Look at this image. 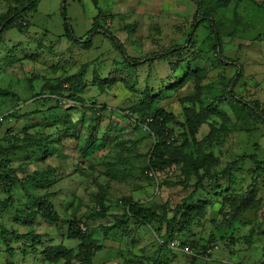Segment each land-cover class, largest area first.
I'll return each mask as SVG.
<instances>
[{
  "label": "rangeland",
  "instance_id": "obj_1",
  "mask_svg": "<svg viewBox=\"0 0 264 264\" xmlns=\"http://www.w3.org/2000/svg\"><path fill=\"white\" fill-rule=\"evenodd\" d=\"M27 1L0 0V18L10 5L20 8ZM227 1L214 4L221 60L208 51L211 39L196 30L189 35L196 10L192 0H98L97 6L93 0H39L34 11L20 20L25 31L2 34L0 147L7 149L13 143L8 138L11 130L24 143L28 131L41 146L10 157V169L21 183L2 192L0 201L15 190L19 196L25 190L20 196L25 204L14 208L11 216L4 215L6 219L0 214V264H81L79 243L68 238L72 225L96 243L91 264H190L179 251L160 250L159 241L167 231L165 221L172 219L186 196L185 184L195 183L179 176L181 166L219 176L236 163L241 175L225 178L215 193L209 181L204 182L206 189L198 196L212 204L206 215L188 216L189 233L179 237L212 242L213 233L227 226L225 219L233 222L232 214L245 207L246 214L228 227L226 240L214 233L218 244L213 257L193 264H264V183L255 199L238 202L240 207L235 202L225 205L223 194L230 189L228 196L244 195L261 170L254 161L264 160V0ZM66 23L84 46L57 41ZM1 26L0 19V34ZM101 32L114 37L124 53ZM178 47L185 50L177 51ZM168 51L181 53L184 62L166 60L172 54ZM14 57L18 61L9 65ZM229 81L236 96L214 103L228 97ZM49 85L54 92L44 90ZM62 85L59 111H49L57 99L33 103L27 98L41 89L42 98L55 95ZM146 101L155 103L153 112L146 113L150 124L154 120L153 127L162 129L159 153L180 157L182 165L167 169L150 163L157 141L137 115ZM92 105L99 109L95 116L86 110ZM35 109L43 113L35 116ZM27 192L50 200L60 224L52 228L39 218L34 227L25 226L32 223L29 212H46L41 202L23 199ZM127 198L151 208L159 221L146 225L128 219L120 228ZM9 217L10 221L19 217L23 224L12 223ZM11 231L17 236L36 231L42 244L31 237L14 240ZM55 245L74 252L73 258L60 254L55 261L47 259L45 252Z\"/></svg>",
  "mask_w": 264,
  "mask_h": 264
},
{
  "label": "trees",
  "instance_id": "obj_2",
  "mask_svg": "<svg viewBox=\"0 0 264 264\" xmlns=\"http://www.w3.org/2000/svg\"><path fill=\"white\" fill-rule=\"evenodd\" d=\"M39 0H29L26 2L25 5H23L20 8H16L15 6H9L6 13L0 18L1 22H2V26L4 27L2 33L0 34V38L2 36V34L6 31H11V30H22L25 31L27 28H23L22 27V22L20 21L21 19H23L25 17V14L28 13L29 11H34L37 3ZM94 4L97 6L98 0H93ZM193 4L196 6V10L194 13V21H193V26L190 29L189 35H191L192 32H194L196 30V33H201L202 37H205V39H211V42L213 43L212 48L209 47L208 51L211 49L213 51L214 56L216 57L217 60H221L219 59L222 56V39L220 34L217 35L215 30H214V25L213 23L216 20V14H217V7L214 5L215 2H220V4L222 3L221 0H192ZM231 0H228L227 3H230ZM16 4V3H13ZM230 5V4H228ZM227 5V6H228ZM226 6V7H227ZM65 15V14H64ZM9 23L8 26H6V23ZM218 26V25H216ZM215 26V27H216ZM20 27H22L23 29H21ZM66 30L65 33L62 36H59L57 39L58 41H62L64 39H67L68 41H70L71 43L75 44V45H83L85 44V42L83 43L82 41H79L72 30V26L69 25L68 23H66ZM92 31V30H91ZM93 32V31H92ZM91 32V33H92ZM203 32V33H202ZM101 34L105 35L103 32H101ZM188 35V36H189ZM107 36L109 39H111L113 42L116 43L117 48L121 51V53H124L122 51V48L119 46L118 42L115 41V38L112 37L110 34L105 35ZM204 39V40H205ZM84 46V45H83ZM221 46V47H220ZM40 49L45 50V48L43 46H40ZM185 48L183 47H178L177 51H184ZM202 51V50H201ZM179 52V53H180ZM168 53H172L168 56H166V60L170 61L171 63L174 64V62L178 59L181 60V63H183V59L181 58V53H174L172 51H168ZM162 56V55H161ZM160 55H157V59H162ZM164 57V56H163ZM133 62L135 64H139L140 61L138 59H132ZM18 61V58L14 57L9 65H12L14 62ZM189 67L191 68V66L189 65ZM189 68V69H190ZM194 73L192 71H190L188 74ZM237 76V75H236ZM241 79V75L238 76V81ZM232 81H229V85H228V97L223 98V99H217L214 101V103L218 104L224 101H227L228 99H230V97H235L236 93H235V88L232 87L230 89V84ZM64 85H62V88L60 90H56V93H53L55 95H49L46 98H42L41 93H38L36 95H34L33 97H31L30 99H32L33 103H37L39 102L40 99H44V101H55L53 99H57V106L55 105V107L50 108V110H55L59 111V108H61V103H63V99L61 98L62 95V90ZM78 88V87H77ZM44 90H47V92H49V90H51V93L54 92V88L52 87V85H49L48 87H45ZM43 90V91H44ZM227 90V89H226ZM64 91V90H63ZM148 100H153V99H148ZM28 100H26L27 102ZM43 104V103H41ZM153 105H155L154 102H149L146 101L145 104H143L138 110H137V115H141V118L144 119V121H142L141 123L139 122V124L144 125L145 126V130H147V132H149V135H152L155 140L157 141V144L153 147L152 149V155L150 158V163L155 166V167H162L164 165H167V169L171 168L173 165L176 164V166H180L182 165V161L183 159H181L179 157V159H175L173 156L171 157H165L163 154H160L158 149L160 148V146H162L163 143H160L159 141L162 140L161 137L159 138L158 136L162 133V129L158 128L156 125H154L153 127V115H151V119L153 120V122L150 124V122L148 121V115L146 114L147 112H153ZM87 112H92V116H95L97 113L98 107L97 105H92V106H88L87 107ZM39 113H43V111H39L38 109L34 110V114L35 116H37V114ZM28 115L30 118L34 115ZM14 115L13 114L10 116L9 119H12ZM27 117V116H26ZM211 117V114H210ZM7 119V118H6ZM5 119V120H6ZM8 120V119H7ZM45 120V119H44ZM55 120V119H54ZM147 121V122H146ZM144 122V124H143ZM146 122V123H145ZM46 124H49L48 121L45 122ZM51 124H55V123H51ZM58 124H55L58 127ZM149 124V125H148ZM0 129H1V125H0ZM63 130V126L59 127V132ZM10 134L8 136L9 139H11L10 141L13 142L12 144H10L7 149H2L0 147V194L2 192H9L11 191L15 185L20 184L21 182L18 180L19 178L13 173V171L10 169V157L14 156L16 154H20V152H25L27 153L28 151L32 152L34 151L35 147L41 146V143H37V141H34L35 139L31 138V136H35V135H31L28 131H26V143H24V140L22 142H20L18 140V138L16 137L15 134H13L12 130L9 131ZM12 132V133H11ZM195 133H193L194 135ZM33 139V140H32ZM159 139V140H158ZM41 140V139H40ZM8 157V158H7ZM241 162V161H240ZM239 163H236L237 167L235 166H230L225 168L224 171L219 172V176L217 175H210V174H204L201 175L200 173H198L197 170L191 168L190 165H183L181 166V168L183 170H181V174L179 176H183L184 178L187 176L188 181L189 180H194L195 183L191 184L190 182H187L185 185V194L186 196L183 198V200L181 201V203H179V205H177L175 211H174V215L172 217V219L165 221L167 223L166 226V234L165 236H163V239H159L163 241V246H160V250H164L167 249V245L168 243L173 240V239H177L181 242V244L183 245H189L190 247L194 248L195 250L200 251L201 255L203 256V259L205 260H209L213 257V252H214V246H217L218 242H214V233H213V240L212 242L209 240L208 243L202 241L199 242L198 240L195 241H189L188 238H180L179 236L183 237L182 235H188L187 233H189V231L187 232L189 226H187V224L189 223L186 218H189L188 216H191L193 214H195V216H204L207 214L208 208L209 206H211L212 202H210L209 200H203L202 198H200L198 195L202 192L203 189H206L207 185H204L205 181H209V186L211 187V189L214 190V193L216 191V188H218V185L221 181H223L225 178L234 176L236 177V174L241 175V171L240 168L238 166ZM254 165L255 167L259 166L261 167V170L258 173V176L256 177L255 183L253 186H249V189L246 190L244 192V195L237 197L236 195H229L228 196V192L230 189H226L223 191V194H226L227 196L225 197V205H231L234 202L238 204V207H240L241 205H239L238 202H242L243 200H251V199H255L254 197H256V195L258 194V188L260 187V185L262 183H264V160H255L254 161ZM167 172V170H166ZM227 172V173H226ZM196 174V175H195ZM35 180L37 181L36 177H33L32 181ZM168 184V183H166ZM24 190V189H23ZM18 190H15L13 193V195L9 198H7L5 201H0V214L3 216V219L6 217L4 215H9L11 216V214H13V209L15 208L16 211L18 210L19 206L25 204L21 201V195L25 192L22 191L20 193L17 192ZM231 193V190H230ZM31 194V193H30ZM25 197L23 199H29V200H36V202H41L45 211L44 210H37L35 211L36 213H30V216H28V220L32 221L31 224H25V226L28 225H32L34 227L35 221H37L39 218H42V221L45 222L48 226L51 225L52 228L54 225L56 224H60L61 222V218H59V215L56 211V209L51 205V201L50 200H46L44 198L38 199L35 198L34 196L29 195V193L27 192L26 194H24ZM217 196V194H216ZM209 199V198H208ZM45 202V203H44ZM124 213L122 215V217L120 218V221H122V223L120 224V228L124 227L125 224H128V219H130V221L133 222H137V223H145L146 225L148 224H152L155 223L156 221H159L157 219H159V216L152 211L151 208H147V207H143L142 205H140L139 203L133 202L131 199L127 198L124 200ZM13 205V208H11ZM30 210V209H28ZM248 210V208L242 207L240 210H238L237 212L233 213L232 217H233V222L226 218L225 219V223H227V226H225L224 224L221 225V228L217 229V231L219 232V239L221 240H226L227 236H228V231L231 228V225L235 222H237V220H239V218L241 217V215L246 214V211ZM1 211H3L4 214L1 213ZM9 211V213L7 212ZM8 213V214H7ZM39 217H37V214H40ZM19 213H17L18 216ZM21 214L26 215V211H23ZM99 213L94 212V215H97ZM181 214V217H180ZM93 215V216H94ZM16 216V213L15 215ZM33 217V218H32ZM9 217V221H10ZM32 218V219H30ZM10 222H19L21 223L20 225H22L23 223L21 222V219L19 217H17L16 219H14V221H10ZM232 222V223H231ZM231 224V225H230ZM116 227V225H115ZM229 227V229H228ZM36 229V227L34 228ZM117 229V228H116ZM82 229L80 228H75L73 225L69 228V233H68V238L71 241H75L78 242V259L81 261V264H91L92 260L94 259V257L96 256V251H98V249L96 248V243H93L92 241H90L89 238V234L85 233L83 231H81ZM83 232V234L81 233ZM218 232H216L215 234H217ZM221 232V233H220ZM11 236H15V239H19V238H27V237H31L34 239L35 242H38V244H42V236L40 234H37L36 231L31 232L30 234H27L25 236H17L16 232H12ZM5 234L9 235L10 231L8 230ZM86 234V235H85ZM216 236V235H215ZM201 243V245H200ZM211 244H213V248L211 247ZM9 253H11L12 255L15 254V252L10 249ZM38 251H35V256L38 255ZM46 253V258L49 259L50 261H55L58 259L60 254H69L68 260L70 258H73V254L72 253H68V250L65 249L63 251V249L59 246H51L48 247ZM76 258V257H75Z\"/></svg>",
  "mask_w": 264,
  "mask_h": 264
},
{
  "label": "built area",
  "instance_id": "obj_3",
  "mask_svg": "<svg viewBox=\"0 0 264 264\" xmlns=\"http://www.w3.org/2000/svg\"><path fill=\"white\" fill-rule=\"evenodd\" d=\"M148 121L150 122V119ZM159 241H161L163 244L162 240H159ZM167 248L183 253L188 258L190 264H193L196 259L197 260L198 259L205 260V259H203V256L201 255L200 251L195 250L194 248L190 247L189 245L181 244V242L177 239L171 240L168 243ZM215 248L218 249V247H215Z\"/></svg>",
  "mask_w": 264,
  "mask_h": 264
},
{
  "label": "crops",
  "instance_id": "obj_4",
  "mask_svg": "<svg viewBox=\"0 0 264 264\" xmlns=\"http://www.w3.org/2000/svg\"><path fill=\"white\" fill-rule=\"evenodd\" d=\"M57 41H58V39H57ZM58 42H60L61 43V41H58ZM71 45H75V44H71ZM47 54H49L50 55V53H48L47 52ZM42 89H41V91L39 90V91H37V90H35V92L33 93V94H29V96L27 97V98H31V97H33L34 95H36V94H38V93H42ZM32 102V101H31Z\"/></svg>",
  "mask_w": 264,
  "mask_h": 264
}]
</instances>
